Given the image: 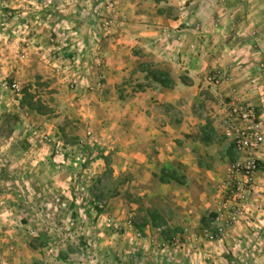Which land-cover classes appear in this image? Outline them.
Here are the masks:
<instances>
[{"label": "crops", "instance_id": "0c3cea01", "mask_svg": "<svg viewBox=\"0 0 264 264\" xmlns=\"http://www.w3.org/2000/svg\"><path fill=\"white\" fill-rule=\"evenodd\" d=\"M173 2L181 5L177 0ZM54 3L59 11L55 16L47 15L46 23L50 25L47 32L44 29L43 36L34 35L31 40L36 45L28 44L25 49L41 53L32 66L39 65L46 69L41 72L48 74L52 65H44L40 56L52 46L43 38L59 37L66 45L70 37L81 39V27H85L83 20L75 21L82 14L80 4L71 7L68 0H54ZM201 12L204 23L214 21L215 17L211 16L215 12L209 6L202 7ZM117 19V26L107 34L100 35L98 25L87 30L88 38L93 37L95 43L100 41L97 56H92L89 50L80 54V44L73 43L71 48H77L78 54L63 61L59 59L63 75L52 81L56 92L51 96L57 104L54 117L44 118L40 124L24 121L26 130L34 132L37 138L41 132L58 136L63 141L64 153L43 157L40 150L48 154L50 149L37 140L41 146L31 144L23 158L15 153L12 140L7 146H1L7 154L4 166L9 169L2 176L10 181L11 187L3 190V183L0 185V260L4 258L9 264L95 262L96 247L101 241L95 240L97 222L89 200L80 197L81 181H89L88 196L91 197V185L107 170L122 185L117 191L105 189L106 213L120 216L118 219L124 227L131 226L130 218L141 215L139 227L148 234L135 241L134 246L143 249L137 254L135 248H130L134 244L132 240L124 238L121 242L125 254L136 256L138 264H150L155 257L163 262L173 253H181V246L188 256L197 253V257L208 259L204 264L220 262V256L226 257L227 246L234 244L235 237L249 231L247 225L257 224L255 220L240 221L216 242L204 241L202 237L215 219L220 218L222 222L226 217L223 213L218 215L220 204L229 198L227 189L236 160L234 148L224 134L226 106L236 100L244 101L254 106L264 120V86L257 80L260 72H254L259 65H264V30L250 21L233 20L237 26L225 40L218 32L216 35L210 30H195L180 18L160 14L155 21H147L143 0H132L131 9L121 12ZM72 25L81 27L68 30ZM61 51H68L67 46ZM9 64L11 70L20 72L21 67L14 60ZM148 65L166 72L174 87L165 89L152 81L145 70ZM212 72L217 78L213 82L208 80ZM89 131L92 137L87 136ZM81 141L100 151V155L95 151L85 169L81 168L85 159L69 155ZM258 159L262 169L248 201V220L255 213L258 218L264 214V148ZM19 160L24 166L21 170L26 172L17 179L11 177L10 168ZM5 167L2 170L6 171ZM19 179L33 181V189L42 190L29 196L27 192L36 201L43 197L41 211L27 202L29 216L42 213L41 228L30 218L18 230L12 227L15 224L7 226L4 222L14 223L12 216L9 219L4 216L23 212L24 207L17 201L21 197L17 188ZM5 196L11 198L10 202ZM29 230L37 232V237H30ZM72 230L83 236V244L89 246L87 253L80 252L77 246L75 252L67 247L72 244L68 238H72ZM4 232L8 234L5 236ZM17 232L20 237H16ZM107 238L101 245L109 243ZM196 238L203 247L190 250L192 245H198L194 244ZM166 244L178 246V250L175 247L160 250ZM9 245L12 252L7 254Z\"/></svg>", "mask_w": 264, "mask_h": 264}, {"label": "rangeland", "instance_id": "374dc122", "mask_svg": "<svg viewBox=\"0 0 264 264\" xmlns=\"http://www.w3.org/2000/svg\"><path fill=\"white\" fill-rule=\"evenodd\" d=\"M177 1L181 5H173V0H143L146 8L147 21H155L157 15L160 14L166 15L169 18H180L185 23H189V25L195 27V30H210L211 32L214 31V34L216 35V32H218L219 35L222 34L223 37L226 38L225 40H227L229 36H231L232 32L235 31L237 23H235V21L233 20H236L239 23L243 21L245 22V20L250 21L264 30V0H186V3L183 0ZM68 2L70 3L71 7H74L75 4H80L78 6L81 8L82 14L79 19L75 21L79 23L78 20H83L85 22L83 23L85 27L72 25L68 30H73V28L81 27L82 38L76 39V37H70L68 38V43H66V45L65 41H61L59 37H57L55 40H53V38L51 39V37L43 38V41L46 44L48 41V43L52 47L55 46L54 49H52V47L47 48L48 52L44 53L43 56H40V60L42 62H45L44 65H52L50 66L51 70H47L49 72L48 74L44 73L46 71L45 68H41V66L39 65L36 67L32 66L36 62V57L41 55V53L34 51V49L33 51L32 49H25H27L28 44H30V46L36 45V43L31 40L33 39L32 37L34 35L38 33L43 36L45 32L44 29L47 32V28L50 27V25L46 23L48 20L47 15L53 14L55 16L59 11L58 5L54 3V0H0V185L3 183V190H9L11 185L8 184L10 181L6 180V178H3V176H6L5 174L8 167L4 166L5 161L3 159L7 157V154L5 153L6 151L1 148L2 144H5L7 146L12 140V143L16 146L15 153L19 156V158H23L22 156L27 153L29 146L31 144H35L36 140L40 141L42 145L50 149V153L48 154L40 150L43 157L49 158L51 156H61L60 154L64 153L63 149L59 154L55 153V147L57 146V143L63 142L58 138V136L53 137L52 135L47 134L52 141L45 143L41 140L40 136L46 133L41 132L40 136L37 138L34 132H30L29 129L26 130L24 121L40 124L44 118L54 117L52 115L56 113L57 104L53 101V97L51 96L56 92L54 91L56 87L53 86L52 81H56L57 77L61 78V75H63V69L61 67L62 63L60 64L59 59L63 61L64 59H70L73 57V55L78 54L75 51V49L77 48H71L73 46V43L80 44L79 48L82 52L80 54H84V51L89 50V52L92 53V56H97V52L99 53V48L96 47L97 43L99 47L100 41L97 40V43H95L96 40L93 39V37H89L91 38L89 39L87 35H85L88 34L87 30L92 26L97 27L98 25L97 30L101 35L107 34L109 31L115 29V27L117 26V18H119V14H121V12H125V10L129 7L131 9L132 0H68ZM190 2L192 3V5L188 4ZM205 6H209V8L213 9V11L215 12L213 13L215 14V16H211L213 18L215 17L214 21L208 24L204 23L203 18L205 17L202 16L201 12L202 7ZM71 21L73 20L71 19ZM106 23H109V25L106 26ZM247 23L248 22H246V24ZM206 25H209V28L205 27ZM230 27L232 28L230 29ZM35 39L36 38H34V40ZM71 41L73 42L69 43ZM83 43L87 44L88 47L84 46ZM56 46H59L60 48L62 47V49L64 46H67L68 51L62 52V49H59ZM95 49L96 51L94 52ZM11 60H14L16 64L21 67L19 73H16V70L13 71L10 69L9 62ZM49 62H51V64ZM70 64L72 65L74 63L71 62ZM41 70H44V72L42 73ZM254 72H260L257 80L259 79L260 81H262V85L264 86V65H259V69L257 68V70H255ZM213 74L214 72H212L210 75L214 76ZM14 82H16L19 86L18 91H14L12 88V84ZM69 87L71 88L70 85ZM40 143L38 142L36 144L41 146ZM95 151H98L100 155L99 149L93 150L92 147L85 145L83 141V144H80V146H78L75 150H72L69 155L75 158L80 157L81 159H85V162L81 167L85 169V167L89 165V161H91L90 158L95 153ZM20 162L21 160L18 161L15 167L10 168L11 177L14 176L17 179L24 177L23 174L25 175L26 171L21 170V168L23 169L24 166L21 165ZM75 162L80 163L81 161L76 160ZM4 167L6 168V171L2 170L4 169ZM76 168L80 171L82 170L80 169V166H76ZM260 169L262 168L258 163V172L260 171ZM27 171L29 172V170ZM108 172L109 170L105 171L102 174L101 178H97L94 184L91 185V193L93 194H91V197L88 196L89 181L86 182L87 179H85V181H81L82 189H80V197L84 201L89 200V205H91V209L94 215L93 217L97 222L95 225V240L100 239L101 241H99L100 243L96 247V251L98 252V254L96 255L95 262H93L92 264H138V258L136 256L130 257L125 254V248L123 249V245L121 242L124 238H129V240H132L134 244L131 245L132 247L130 248H135L134 250L137 254V251L139 249L137 248L138 246H134L136 243L135 241H139V239L143 238L144 235L148 236V234L146 233L147 231L144 229L142 230L139 227V224L141 223V215L139 217L136 216L130 218L129 221H132L131 226H123V229L121 231H116L114 228L106 226L105 221L103 220V217H107L115 220L118 223L121 222L120 219H118L120 216H113L106 213L107 201L105 189L111 188L112 190L114 189L115 191H117L120 190L122 185L121 180L113 179L111 177V173ZM77 173L80 174L79 172ZM33 184L34 182L29 180H17L18 193L21 196L17 201L21 207H24L22 209L23 212L26 210L27 211L26 214H23V212H19L18 214L4 216V218L6 219H9V216L11 218L12 216L11 219L12 221H14V223L10 221H4L6 222L5 224L7 226H9L10 224H15L12 225V227H16L18 230L19 228H21V223L26 222L30 218V220L34 219V222L38 223L39 228H41L40 222L42 220V213H34L30 216L27 214L30 205L34 208L39 209V211H41V208L43 207L42 195L37 201L36 197H28L32 192H34L35 195L39 194V192L42 193V190L39 187L33 189ZM228 188L229 189H227V191L230 193L231 181ZM3 198L7 199L9 202L11 200V198L8 199V196H5ZM33 203H37V205H34ZM96 203L103 204V208L100 209ZM139 203H141V201ZM15 208L17 207L15 206ZM246 208H248V204L246 205ZM97 212L98 216H96ZM252 216L253 218L251 216L249 217V219L251 220H248L245 217L241 221H244L246 223L248 221L250 223V221L255 220L257 221V224L255 225L251 223L250 225H247L249 226L247 227L249 228V231H247L245 234H241L240 236L235 237L234 244L231 243L229 246H227V252L225 253L226 257L223 258L222 256H220V262H218V260H215L214 264H264V223H260L261 219H264V214L263 216H259V218L256 213ZM233 226L224 228L225 232L220 240H222L229 233V229ZM207 229L214 230L212 227H209ZM28 233L30 237H37V232L30 233L29 230ZM3 234L6 236V234L8 233L4 232ZM80 234L81 233H76L75 230H72L70 235L72 236V238H68L73 245L70 244L66 246L69 249L71 248L72 250H74V252L75 246H77V249L80 252L85 251V253H87V250L89 249H87V247L89 246H87L86 243L83 244V236L81 237ZM149 235H152L151 230ZM20 236L21 234L17 232L16 237ZM23 237L25 238L26 236ZM106 237H108L107 239L109 243H107V245H101L102 242L106 241ZM6 238L8 239V237ZM198 241L199 240L194 242V244L197 243L198 245H192L190 247V250L195 251L198 247H203V244L200 245V241ZM36 243L37 242H35V244ZM172 247H175V251L178 250V246L171 245L160 246L159 248L160 250H169ZM9 248L10 245L8 246V250H10ZM68 248L67 250H69ZM179 249H181V253L178 251L175 253L179 256H175V254L173 253L171 257H167V259L170 258L171 260L166 259L163 260V262H158L157 258L154 256L155 258L150 262V264H204L208 260L206 258L197 257V253H194L190 256L186 255L185 253L187 252L183 251L184 246H181ZM139 251H143V249H140ZM10 252L12 251L10 250L6 253L10 254ZM0 264H9V262L8 260L5 261L3 258V260H0Z\"/></svg>", "mask_w": 264, "mask_h": 264}, {"label": "built area", "instance_id": "2783aa9c", "mask_svg": "<svg viewBox=\"0 0 264 264\" xmlns=\"http://www.w3.org/2000/svg\"><path fill=\"white\" fill-rule=\"evenodd\" d=\"M108 25L109 23H106V26ZM208 80L211 82L216 81V75H209ZM12 88L14 91L19 90L16 82L12 84ZM226 111L224 134L234 148L236 161L231 168L232 178L229 198L220 204L219 216L223 213L226 214V217L221 220L222 222L219 221L220 218L215 220L212 225L214 230L207 229L204 231L202 237L208 242L219 241L225 232L224 228L233 226L248 217L246 205L255 186L259 163L258 154L264 148V120L254 106L236 100L226 106ZM92 135L90 131L87 133L88 137H92ZM40 137L45 143L52 141L47 134ZM80 143L83 144V141ZM62 149L61 143L58 142L55 153L59 154ZM96 204L100 209L103 208V204ZM96 216H98V212ZM103 220L106 226L112 227L116 231L123 229L121 222L118 223L107 217H103Z\"/></svg>", "mask_w": 264, "mask_h": 264}, {"label": "trees", "instance_id": "16d2710c", "mask_svg": "<svg viewBox=\"0 0 264 264\" xmlns=\"http://www.w3.org/2000/svg\"><path fill=\"white\" fill-rule=\"evenodd\" d=\"M148 67L149 68H146L145 70L147 71L152 81L161 84L165 89H172L174 87L173 80H171V78L166 72H161L158 69L151 67V65H148ZM137 88L138 90L142 89V87H137Z\"/></svg>", "mask_w": 264, "mask_h": 264}]
</instances>
